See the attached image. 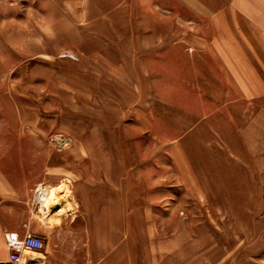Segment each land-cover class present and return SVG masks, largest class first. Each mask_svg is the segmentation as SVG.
Here are the masks:
<instances>
[{"label":"rangeland","instance_id":"374dc122","mask_svg":"<svg viewBox=\"0 0 264 264\" xmlns=\"http://www.w3.org/2000/svg\"><path fill=\"white\" fill-rule=\"evenodd\" d=\"M0 171L43 264H264V0H0Z\"/></svg>","mask_w":264,"mask_h":264},{"label":"crops","instance_id":"0c3cea01","mask_svg":"<svg viewBox=\"0 0 264 264\" xmlns=\"http://www.w3.org/2000/svg\"><path fill=\"white\" fill-rule=\"evenodd\" d=\"M260 16H262V14ZM19 191L20 190L0 171V264H10L7 258V249L3 237L4 234L6 232L22 234L28 229L25 227L24 221L22 222L23 227L21 229L19 228L20 223L18 221H14V223L12 221L13 218L18 217L15 201L17 199L16 193ZM41 237L43 238V236Z\"/></svg>","mask_w":264,"mask_h":264},{"label":"built area","instance_id":"2783aa9c","mask_svg":"<svg viewBox=\"0 0 264 264\" xmlns=\"http://www.w3.org/2000/svg\"><path fill=\"white\" fill-rule=\"evenodd\" d=\"M3 237L10 264H43L40 256L43 238L40 235L26 229L22 234L6 232Z\"/></svg>","mask_w":264,"mask_h":264},{"label":"bare ground","instance_id":"6f19581e","mask_svg":"<svg viewBox=\"0 0 264 264\" xmlns=\"http://www.w3.org/2000/svg\"><path fill=\"white\" fill-rule=\"evenodd\" d=\"M58 188V187H57ZM57 188H54V189H49V190H46L47 193L44 194V189H37L35 190V192L38 194H40V198L38 199L39 200V203H41L42 205L46 204L48 201H53L55 197V194L58 193V190ZM59 192H61V190H59ZM38 194V195H39ZM48 194V195H46ZM65 197V195H61V198ZM56 204V203H55ZM67 205V204H66ZM65 207V206H64Z\"/></svg>","mask_w":264,"mask_h":264}]
</instances>
